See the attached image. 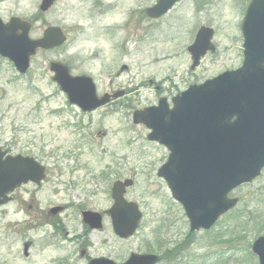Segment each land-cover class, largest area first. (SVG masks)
I'll list each match as a JSON object with an SVG mask.
<instances>
[{
	"label": "rangeland",
	"instance_id": "374dc122",
	"mask_svg": "<svg viewBox=\"0 0 264 264\" xmlns=\"http://www.w3.org/2000/svg\"><path fill=\"white\" fill-rule=\"evenodd\" d=\"M250 1L207 0L199 7L195 0H184L169 14V21L149 30L148 66L142 68L133 62V77L141 71L159 81L173 71V81H180L183 89L189 82L204 81L240 66L241 24ZM39 3L5 1L0 4V13L29 20L41 16ZM87 11L88 6L76 0H62L41 16L44 23L67 32L68 42L58 51L39 53L25 75L0 58V146L13 156L40 157L53 179L70 185L69 189L60 187L59 193L46 187L36 194L32 209H22L18 215L15 204L3 208L0 264H84L82 246L87 242L95 245L96 240L115 249L118 264L133 253L163 254L160 264H258L250 246L258 236H264V169L256 180L230 194L239 201L234 210L210 230L190 233L181 205L157 176L167 151L147 141L146 128L131 123L129 117L120 121L118 115H111L98 124L97 114L78 115L50 83V61L78 65L83 53L93 49L95 21ZM201 26L214 30L218 48L190 73L183 48L193 28ZM135 99L144 105L152 101V93L142 89ZM125 179L134 181L126 199L137 203L142 212L136 234L119 241L108 219L103 231L89 234L79 209L103 214L112 204L113 182ZM64 204L70 208L61 215L62 227L54 234L50 222L42 217L52 206ZM16 221L31 225L18 233L13 228ZM27 242L32 245L24 257L23 244ZM169 248L174 250L167 252ZM106 250L91 245L88 254H104Z\"/></svg>",
	"mask_w": 264,
	"mask_h": 264
},
{
	"label": "water",
	"instance_id": "95a60500",
	"mask_svg": "<svg viewBox=\"0 0 264 264\" xmlns=\"http://www.w3.org/2000/svg\"><path fill=\"white\" fill-rule=\"evenodd\" d=\"M55 1L42 0L40 11L46 12ZM179 1L159 0L148 10V16L159 18ZM29 30L30 24L16 18L7 25L0 21V57L10 61L20 74L26 73L37 49H54L66 40L59 28H48L36 41L30 40ZM241 31L243 63L239 69L191 86L174 100V109L169 113L161 102L133 115L134 124H143L151 131L148 140L159 142L169 151L157 176L183 208L191 233L210 230L235 208L238 199L229 198V194L251 183L264 168V0H251ZM211 34L212 30L205 27L198 30L189 47L191 70L210 50ZM50 70L69 104L81 111L92 112L108 102L97 98L89 78H72L67 67L58 63H52ZM42 178V166L32 159L7 155L0 148V205L8 202L7 195L20 184H39ZM132 185V180L115 182L111 189L112 206L105 212L114 234L121 239L133 236L142 220L138 205L124 197ZM82 216L91 229L101 227L100 215L84 212ZM27 249L25 245L24 255ZM251 252L258 264H264V236L255 239ZM157 262L154 254H131L122 264ZM89 264L116 263L94 259Z\"/></svg>",
	"mask_w": 264,
	"mask_h": 264
},
{
	"label": "flooded vegetation",
	"instance_id": "af4514ba",
	"mask_svg": "<svg viewBox=\"0 0 264 264\" xmlns=\"http://www.w3.org/2000/svg\"><path fill=\"white\" fill-rule=\"evenodd\" d=\"M5 1L10 0H0V4ZM14 1V0H12ZM62 0H56L52 6L46 11H40L41 0L39 3V14L46 15L52 8L61 2ZM80 5L88 6L87 15L89 18H93L95 21L94 35H95V44L93 49L87 50L86 53H83V59L78 63V65L65 64L59 61H50L49 62V71L50 65L52 62L61 63L67 67L69 76L72 78L86 77L89 78L94 85L95 93L97 98L100 100L105 98L108 102L100 107H98L93 112H83L78 107L74 105H69L78 115H92L97 114L100 118L98 119V124L102 123L104 119H107L111 115H118L120 121H125L126 117L130 118V122H133V115L137 111H142L146 108L157 107L161 102L164 104L166 112H171L174 109V100L181 96V94L186 91L188 88L194 85L203 84L204 81H193L186 84V86L181 89L180 81L175 82L173 71L171 75L163 76L159 81L146 77L142 72H138L135 77L132 74V65L133 62L140 64L142 68L148 66V49L147 41L149 37V30H157L164 21H169L172 17H169V14L177 8L184 0H181L175 6H173L169 11L159 18H150L148 16L149 8L155 6L159 0H151L150 5H148L149 0H76ZM196 3L201 7L203 2L207 0H195ZM1 12V11H0ZM41 16L34 15L29 20H25L15 15L4 16L0 13V21L6 25L10 22L12 18H19L21 21H26L31 25L29 36L32 40H39L42 38L46 29L51 27H58L57 25H48L44 23L41 19ZM44 23V24H43ZM43 26V28H42ZM170 27V26H169ZM202 27V26H201ZM42 28V29H41ZM200 28V27H199ZM195 27L192 30L191 38L186 41V46L183 48V54L185 59L190 63L192 56L189 53V47L194 43L197 31ZM210 28V27H207ZM211 29V28H210ZM38 30V34L34 32ZM62 30V29H61ZM63 31V30H62ZM63 34L66 36V43L68 42V33L63 31ZM209 52L206 53L205 57L209 55H214L217 51L218 45L216 42L215 32L212 29V34L208 40ZM63 46L54 48L52 50L43 51L37 50L36 54L32 57L35 58L39 53L54 52L60 50ZM228 47L226 46V50ZM241 52H242V61L243 63V36L241 31ZM204 57V58H205ZM31 59V62H32ZM165 61L166 59H162ZM203 60V59H202ZM159 60H157L158 62ZM30 62V66H31ZM89 65L91 67L83 68L82 65ZM238 66L235 69L241 67ZM30 69V68H29ZM233 69V70H235ZM190 70V67H189ZM190 73L194 71L190 70ZM51 73V72H50ZM53 74L49 76L50 83L54 84L57 88L58 93L64 98L65 102L66 96L59 90V87L53 81ZM138 79L137 84L136 80ZM145 89L148 92L152 93V101L147 102L144 105L135 99L137 93ZM117 96V97H115ZM115 97V98H114ZM73 113V112H72ZM78 117V116H76ZM167 120V119H166ZM147 130L146 139L148 142L156 144L166 150L165 146L161 145L159 142H152L148 140V136L151 134V131L145 126L142 125ZM104 134V133H103ZM102 134V135H103ZM3 150H6L2 147ZM167 151V150H166ZM9 153V152H8ZM22 158L32 159L38 164L44 167V178L39 182V184L28 181L26 183L20 184L11 194L8 195L7 204L0 206V212L3 211V208L15 204L16 212L15 215L20 214L21 210L29 211L32 209V203L35 201V196L37 193H40L46 187L51 188L54 192L59 193L61 188L69 189L70 185L68 183L62 182L60 179H53L51 174L47 170V167L43 164V160L40 157L21 155ZM5 158H3L4 160ZM168 159V151L165 160L163 161L164 165ZM161 165V166H162ZM160 166V167H161ZM159 167V169H160ZM158 169V170H159ZM157 170V174H158ZM114 183V182H113ZM113 185V184H112ZM112 187V186H111ZM68 191V190H66ZM70 206L68 204L64 205H55L52 206L46 215L42 218H45L50 222L51 228H54L53 233L59 232L58 230L62 227L61 215L65 213ZM86 211L95 212L89 209L80 208V218L85 230L89 234H93L99 231H103L105 228L106 220L109 218L105 214L95 212L100 214L101 217V227L98 229H91L90 226L84 223L82 214ZM27 213V212H26ZM28 214V213H27ZM28 217L31 216L28 214ZM110 222V220H109ZM31 223L16 221L13 226L14 230L20 233V228L30 227ZM57 225V226H56ZM113 235H116L113 232ZM117 238V237H116ZM127 240V239H126ZM121 240L119 241H126ZM28 246V251L31 249V242L23 244ZM97 247L99 250L102 248H107L104 254H97L90 256L89 250L90 247ZM89 244L88 242L82 246L80 251V256L84 259V264H89L90 261L94 259H104L108 261L116 262L115 259V249L113 247L106 245V243L99 240L95 241L94 244ZM171 248L167 249V252H170ZM166 252V253H167ZM28 256V253L25 257Z\"/></svg>",
	"mask_w": 264,
	"mask_h": 264
},
{
	"label": "trees",
	"instance_id": "16d2710c",
	"mask_svg": "<svg viewBox=\"0 0 264 264\" xmlns=\"http://www.w3.org/2000/svg\"><path fill=\"white\" fill-rule=\"evenodd\" d=\"M177 254H178V251L175 254H173L174 258H177ZM161 260H162V257H159V263L161 262Z\"/></svg>",
	"mask_w": 264,
	"mask_h": 264
}]
</instances>
